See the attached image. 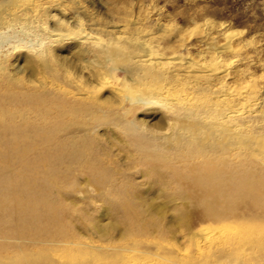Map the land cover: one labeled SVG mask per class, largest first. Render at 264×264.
<instances>
[{
    "label": "rangeland",
    "instance_id": "374dc122",
    "mask_svg": "<svg viewBox=\"0 0 264 264\" xmlns=\"http://www.w3.org/2000/svg\"><path fill=\"white\" fill-rule=\"evenodd\" d=\"M0 12L3 15L26 13L27 19L37 15L41 17V20L44 19L42 21L44 26H47L46 28L52 33L65 37L68 35L67 40L63 41L64 44L68 42L67 45L61 42L60 47H53L55 50H52L51 67L59 75L69 70L73 76L81 78L89 72L98 78L111 74L116 76L115 78L123 76L121 72L115 70L118 65L105 60L99 54L100 48L99 50L97 47L91 48L92 46L88 43L83 46L75 43L80 24L85 29V33L91 37L95 36L102 42H115L116 45H121L123 42L145 41L154 53L168 58L174 56L180 59L191 58L197 65L191 67L192 71L206 69L211 71L215 67L212 61L218 57L221 61V64L215 68L219 69L218 73L220 72L222 77L220 74L219 77H214L213 82L217 81L216 84L213 83L215 86L212 85L210 88L208 86V90L213 92L203 93L202 91L200 95L194 92L193 95L191 90L177 89L176 83H170V81L166 85L148 77L140 84L138 80L131 78L132 75H128L132 81L128 79V86L139 89L142 94H152L156 91L165 94L164 97L173 102L182 100L183 103H188L191 99L193 101L195 98L198 99V103H201L204 98L207 101L203 99L202 102L208 103L207 109H210L212 107L210 103H218L217 99L219 101L226 99L229 103L235 93L245 92L246 87L253 84L259 90V98L264 103V0H0ZM59 22H66L67 28L59 26ZM11 45H2L0 53L4 54L8 49L11 51ZM25 45H28L27 42L12 50L7 60L3 57V61H0V66H3L2 69L6 72L4 78L10 84L6 88L9 96L5 98L2 94L5 91L4 87H0V111L6 113L9 111L10 114L12 112L15 116L16 113H29L26 119H19L20 116L16 118L14 116L10 118L11 115L3 118L0 116L2 121L0 122V149H5L8 154H12L8 156L10 161L4 162L0 159V244L6 237L9 238L16 231L20 233L22 230L26 233H36L41 241L46 240L47 236L49 239L50 237L54 239L49 240L50 244H38L34 248L24 242L21 250L13 247L14 250H11L9 247L8 252L0 254V261L29 258L32 254L42 257L47 245L55 246L61 241H74V237L82 243V246H88L91 242V247H88L92 250L101 246L105 248L111 233V236L117 235L122 238L117 244L133 243L130 242L132 237H127L126 217L120 213L121 211L117 214L118 207L123 201L126 203L128 201L130 208L142 211L143 202L149 203L154 199H180L181 196L184 198L183 195L198 196L200 194L201 190L195 189L192 182L188 180V174L191 176L193 169L197 166L196 161L180 163L178 161L177 164L173 158L177 156V153L169 152L168 155L170 158L173 156L171 159L174 161L169 162L172 168L168 166V163L167 165L165 162L154 159L148 160L138 155L135 138L123 124L114 122L113 116L121 113L116 106L119 103L118 97L124 96L127 91L116 84V79H110V82L112 81L113 85L120 89L118 96L104 88L98 91V100L102 101V104L98 109L100 112H94L95 114H74L72 111L78 107L67 108L63 99L58 101L59 104L39 102L36 97L42 95L41 88H44L45 84L41 85L38 81L50 78L48 77L50 68L46 69L42 61L35 58ZM137 55L146 57L141 52ZM199 65H202L204 69L199 68ZM132 73L136 72L132 71ZM205 75L208 76V72H205ZM202 84L206 86L204 81L203 83L201 81ZM162 86L165 87L162 90L164 93L161 91ZM37 88L38 91H36ZM181 89L184 91L182 92ZM26 95H29L27 96L29 101ZM23 101L26 103H22ZM219 103L217 107L221 106ZM262 103L261 106L264 109ZM125 104L126 109L130 108L127 120L134 121L141 129L140 132L160 136V138L170 134L168 125L172 115L162 107L151 104L142 106ZM112 107H117V110L113 111ZM179 107L180 105L177 106L178 109ZM255 108H258V105L254 107V111H256ZM29 110L33 113L27 112ZM106 115H110L111 118H107ZM183 115L179 111L174 117L177 119ZM5 121H8V124ZM24 123L25 125H22ZM88 123H90L89 127ZM11 124L12 126L15 124V129L11 128V131H8ZM13 129L14 132H12ZM254 133H258L255 136H264V130L254 129ZM69 148L74 153L84 154L83 163L76 164L79 167L77 169L68 168L61 172L60 178L59 176L55 177L56 179L49 178L51 184H48L44 174L55 171L58 166H52L47 158L53 157L54 161H58L61 153ZM255 148L260 151L258 145ZM257 162L254 161L253 165L254 186L257 189L256 186L261 185L257 190L260 191L258 192L261 193V202L264 203V161ZM29 163H36L35 167L31 171H24L23 167ZM72 164L67 162V166ZM228 167L230 170V166ZM237 168L240 172H244L249 167L240 164ZM172 169L178 174L180 172L186 175L187 178L176 177L177 172L175 174L171 171ZM6 181L10 184L20 183L21 186L26 182L34 181L35 186L29 196L24 192L13 193L8 190L9 188H4L10 186L4 183ZM4 189L7 190L4 191ZM184 206L181 207L184 208ZM176 208H180V204H177ZM171 219L172 215L168 214L164 223L165 227L166 223L168 227H174ZM262 226L260 229H264V225ZM100 231L108 235L110 232V235L105 238L106 235L100 234ZM61 232L68 235L70 239L61 238L60 236H63ZM119 237L117 239H120ZM149 238L154 239L157 236L151 233ZM168 238L171 239L170 235ZM172 241L176 242L177 246L184 247L179 241V235H173ZM136 242L138 244L136 250L139 251L141 250L139 242L142 245L145 243L138 236H136ZM108 249L104 253H98L99 257L116 255L117 250L114 252L112 248ZM164 249L163 253L170 251V249ZM123 251L120 250V257ZM80 258L82 259V256ZM17 261L20 263L19 260ZM172 262L174 261H171V264Z\"/></svg>",
    "mask_w": 264,
    "mask_h": 264
},
{
    "label": "bare ground",
    "instance_id": "6f19581e",
    "mask_svg": "<svg viewBox=\"0 0 264 264\" xmlns=\"http://www.w3.org/2000/svg\"><path fill=\"white\" fill-rule=\"evenodd\" d=\"M2 15L3 14L0 12V47L2 45H12L11 51L8 49V51H5L6 53H0V61H3V57L7 60L12 50L19 47L22 43L24 44L27 42L28 45H25V48L33 53L35 58L42 61L46 69L50 68V74L48 76L50 78H44L38 81L41 85L45 84V87L41 88L43 89L42 95H38V97L40 96L39 98L36 97L39 102L44 103L47 101L58 103L59 100L63 99V103L67 108H74V106H76L75 108L78 107L76 110L71 109L74 114L80 115L84 113L83 115H89L94 112H100L98 109L102 101L98 100V91L104 88L107 89L108 92H112L118 96L120 89L114 86L112 81L110 82V79H116V84H119L127 91L124 96L118 97L119 103H117L116 106L119 107L118 109H120L119 112L121 113L116 114L113 116L115 119H112H114V122L120 123L121 125L123 124L127 131L135 138L138 155L148 160L154 159L165 162V164L168 163V166H171L170 163L173 161L171 159L173 156L171 155L172 157L170 158L168 155L169 152L177 153L178 157L175 154L176 159L175 156L173 157L177 164L178 161L179 163L196 161L195 163L197 166L193 169L194 171H192L191 176L188 174V180L192 182L195 189L201 191L198 196L187 194L183 195L184 198H181V196L180 199H154L149 203L143 202L142 211H138L136 208H130L127 204L128 201L127 203L123 201L118 207L119 210L117 214L121 211L120 213H123L126 217L128 229L127 237L131 236L130 242L132 241L133 243H127L125 245L117 244L122 238L117 235L111 236L112 233L110 235L109 232L110 237H108V245H105V248L101 246L92 250V248H90L91 242L88 244L90 247L87 245L82 246V243L74 237V241H61V243L55 246L47 245L42 257H38L37 254H32L29 258L24 257V261H21L23 259H12L5 262L0 261V264H171V261H176V263L172 262V264H264V229H260L263 227L262 225H264L261 224L264 222V203L261 202V193L257 190L261 185L256 186L257 189H255L254 186L253 169L254 161L260 163L264 161V136H255L256 133H254V129L257 131L264 130V109L263 106H261L262 102L261 98H259V90L255 85L249 84L245 92L239 91L235 93L234 99L231 97L233 100L228 97L231 99L229 103L226 102V99L220 101L217 99L218 103H221V106L217 107L218 103L212 102L210 103V105L212 104L210 109H207L209 104L205 102L207 100L204 98L206 106L204 102H202L203 99L201 103H198V99L196 100V98L193 99V101L189 99L190 101H188V103H183L181 102L182 100L173 102V100L167 97L165 98V94L163 95L156 91H153L152 94H142L139 89H133L131 85L128 86V75H132L131 78L138 80L139 83L143 81V79L145 81V78L147 80L148 77H151L152 80L157 81V83H166V85L170 81V83H176L175 86L177 89L186 88L187 90H191L193 95L194 92L200 95V92H208V89L212 87V85L215 86L213 83L216 84L217 81L213 82L214 77H219V74L221 75L220 72L218 73L219 69L215 67L221 64V61L218 60L219 57L213 60L212 63L215 67L211 71L207 69V71H192L191 67L197 65L191 58L180 59L177 56L168 58L165 55L154 53L145 41H130L131 43L123 42L121 45H116L115 42H102L95 36L91 37L88 33H85V29L82 28L80 24L78 25V35L75 38V43L81 46L88 43L92 46L91 48L95 49V47H97L98 50L100 48L99 54L105 60H109L111 63L118 65L115 70L121 72L123 76L121 78H115L116 76H112V74H104V77L98 78L89 72L84 78H81L73 76L69 70L59 75V73L51 67L52 50H55L53 47H57L61 42L66 41L68 35L65 37L61 34L52 33V31L46 28L47 26H44L42 22L44 19L41 20V17H37V15H32L31 19L26 18V13L20 15L5 13V15ZM59 26L64 28L66 22H59ZM65 30L66 29H64V31ZM67 31L69 32L68 29ZM53 32H55V30ZM67 43L64 44L63 42L64 45H67ZM72 44L74 43L72 42ZM140 52L146 57L143 58V56L137 55V53L139 54ZM2 67L0 66V87H4L3 90L5 91L2 94L5 98V96H9V92L6 88H8L10 84H8L4 78L6 72ZM199 68L204 69L202 65H199ZM132 71L136 73L133 74ZM205 72H208V76L205 75ZM201 81L202 83L203 81L206 83L205 87L203 84L201 85ZM161 88L162 91L165 87L162 86ZM38 90L37 88L36 91ZM33 91L35 90L33 89ZM36 91L35 93H37ZM181 91L183 92L184 89H181ZM27 96L29 95L25 97ZM209 98L211 100V97ZM2 100L4 101L3 98ZM210 100L208 102H210ZM125 103H129L131 106L151 104L153 106L162 107L172 115L170 118L171 121L169 120L170 124L168 125L170 134L160 138V136L142 133L143 131L140 132L141 129L134 121L129 122L127 120L130 108L126 109ZM178 105H180L179 109L177 108ZM257 105L258 108H255L256 111H254V107ZM117 107H112V110L114 111ZM179 111L180 114L183 113L184 115L176 119L174 116H176V113L178 114ZM27 112H31V110ZM28 114L29 113L26 112L16 113L15 116L12 115V112L10 114L8 111L7 113L1 112L0 116H2L1 118L6 117V115H11V117L9 116L10 118H13V116L15 118L20 116L19 119H26ZM109 116L110 115H106L107 118H111ZM88 124L89 127L90 123ZM13 125L15 126V124ZM22 125H25V123ZM14 126L11 124V126H9L10 128L7 130L11 131V128H14ZM7 127L8 126H6V128ZM14 129L12 132H14ZM2 132L3 131H1V133ZM5 132L4 134H6ZM16 142L18 141L16 140ZM164 144H166V146H164ZM257 145L260 151L255 148ZM9 154L5 149H0V159H2V161H10L8 156L12 154ZM214 155L216 157L215 159ZM49 156L51 155L49 154ZM10 158L12 160V157ZM48 158L47 161L50 160L51 162L49 163L52 166H58L55 171L44 174L47 183L51 184L49 178L52 179L58 176V178H60V173L68 170V168H79L76 164L83 163L84 154L74 153L69 148L66 152L61 153V157L58 158V161H54L53 157ZM170 160L172 161L170 162ZM67 162L73 163L72 166H67ZM35 164L29 163L23 167V170L31 171L35 167ZM237 164H243L249 168L245 171L243 170L244 172H240L237 168ZM202 165L203 167H200ZM20 166H22V164ZM228 166H230V170ZM171 171H174V169ZM174 172L176 174L177 171ZM9 175L11 174L9 173ZM175 176L187 178L186 175L180 172L179 174L177 172ZM4 183L10 186L3 187L9 188L8 190H11L13 193L24 192L29 196L31 195L30 191H33L35 186L34 181L26 182L22 186L20 183L15 182L10 184V182L6 181ZM6 190L7 189H4V191ZM177 204H180V208H176ZM182 205H185L184 208L181 207ZM168 214L172 215L171 221L172 225H174L173 228L172 226L168 227L167 223L166 227L164 226ZM151 233H155L157 238H149ZM62 234L63 236L60 237L64 240L70 239L68 235ZM100 234L106 235L105 238H107L108 233L105 234L100 231ZM176 234L179 235V241H181V245L184 246L183 248L177 246L176 242L172 241L173 235ZM169 235L171 239L168 238ZM136 236L143 239L145 243V245H142L139 242L141 248L139 251L136 250L138 248ZM117 237L120 239H117ZM52 239L54 238L50 237L49 239L47 236L46 240L41 241L38 239L36 233H26L25 230H22L20 233L16 231L15 234H12L9 238L6 237L4 242L0 244V254L8 252L9 247L11 250L13 248L21 250L22 246H24L22 245L23 242L34 248L38 244H50ZM108 248H112L114 252L117 250L115 252L116 255L100 258L98 253H104L105 250H109ZM164 248L170 249V251L168 253H163L165 251ZM120 250H124L121 257ZM163 255H166V257H163ZM80 256H82V259ZM17 260H19L20 263Z\"/></svg>",
    "mask_w": 264,
    "mask_h": 264
}]
</instances>
